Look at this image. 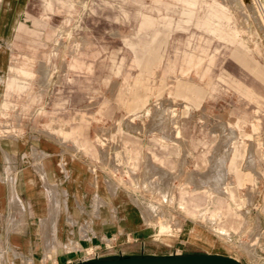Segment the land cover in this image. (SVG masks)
Segmentation results:
<instances>
[{
    "label": "rangeland",
    "instance_id": "obj_1",
    "mask_svg": "<svg viewBox=\"0 0 264 264\" xmlns=\"http://www.w3.org/2000/svg\"><path fill=\"white\" fill-rule=\"evenodd\" d=\"M263 7L0 0V166L15 184L39 175L55 200L44 165H85L143 218L123 245L136 255L264 264Z\"/></svg>",
    "mask_w": 264,
    "mask_h": 264
},
{
    "label": "crops",
    "instance_id": "obj_2",
    "mask_svg": "<svg viewBox=\"0 0 264 264\" xmlns=\"http://www.w3.org/2000/svg\"><path fill=\"white\" fill-rule=\"evenodd\" d=\"M15 85L20 84L15 80L9 83L10 87ZM5 164L0 166L4 175L0 179V264H75L84 258H95L91 251L122 250L124 254L136 255L132 250L141 248V244L133 243L128 245L129 249H123L127 241L140 238L144 228L141 215L124 198L107 197L93 171L85 165L82 170L74 169L75 174L64 164L44 165L48 187L57 193L56 199L51 200L42 177L20 174V182L15 184ZM29 168L25 172L36 171L34 166ZM15 187L20 203L26 205L21 215L12 210V204L18 200ZM71 198L79 205L74 215L67 209L62 211L60 206L73 203ZM56 202L54 234L50 208Z\"/></svg>",
    "mask_w": 264,
    "mask_h": 264
},
{
    "label": "water",
    "instance_id": "obj_3",
    "mask_svg": "<svg viewBox=\"0 0 264 264\" xmlns=\"http://www.w3.org/2000/svg\"><path fill=\"white\" fill-rule=\"evenodd\" d=\"M75 264H244L218 253H167L151 255L121 254L117 257L84 258Z\"/></svg>",
    "mask_w": 264,
    "mask_h": 264
},
{
    "label": "bare ground",
    "instance_id": "obj_4",
    "mask_svg": "<svg viewBox=\"0 0 264 264\" xmlns=\"http://www.w3.org/2000/svg\"><path fill=\"white\" fill-rule=\"evenodd\" d=\"M242 1H244L245 3H250L252 0H242ZM263 9V15H264V7L262 8ZM50 216H51V218H52V221H53V224H54V226L56 225V223H55V218H56V216H57V213H58V203L56 202V204H55V206H51V208H50ZM53 226V228H52V230H56L57 231V229H55V227ZM51 230V231H52ZM54 234H55V232H54ZM56 236H57V233H56Z\"/></svg>",
    "mask_w": 264,
    "mask_h": 264
},
{
    "label": "built area",
    "instance_id": "obj_5",
    "mask_svg": "<svg viewBox=\"0 0 264 264\" xmlns=\"http://www.w3.org/2000/svg\"><path fill=\"white\" fill-rule=\"evenodd\" d=\"M100 256H101V253H100V252L97 251V252L94 253V257H95V258H96V257H100Z\"/></svg>",
    "mask_w": 264,
    "mask_h": 264
}]
</instances>
